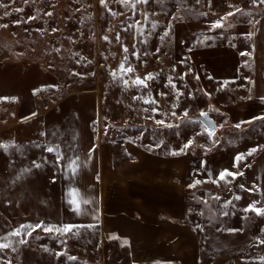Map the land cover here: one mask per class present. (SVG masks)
I'll return each mask as SVG.
<instances>
[{"label": "rangeland", "instance_id": "obj_1", "mask_svg": "<svg viewBox=\"0 0 264 264\" xmlns=\"http://www.w3.org/2000/svg\"><path fill=\"white\" fill-rule=\"evenodd\" d=\"M0 3L8 5L0 8V24L8 25L0 27V77L10 71L23 79L17 88L23 97L0 99V144L12 145L7 152L0 148V237L22 224L89 226L67 235L38 230L10 237L14 250L0 252V264H261L264 244L257 237L264 239V217L244 209L257 200L264 206V120L234 127L264 116V98H254L257 71L234 51L248 46L241 24L260 7L251 0H211L210 6L208 0H151L132 17L112 0L108 8L123 15H110L100 0ZM236 8L243 12L227 16ZM222 17L232 28L211 30ZM135 20L143 36L140 25L122 30ZM133 45L138 59L131 55ZM125 56V67L133 69L126 74L120 69ZM149 74L146 88L133 85ZM201 111L217 124L215 144L194 119ZM14 119L21 120L6 133L1 127ZM97 141L106 170L101 180L84 177L81 169L82 149ZM54 145L65 156L63 166L44 151ZM238 153L245 159L237 168ZM76 157L80 167L73 175L66 166ZM224 169L243 175L213 183ZM196 179L207 182L189 189ZM102 181L108 190L100 189ZM253 185L261 191L249 193ZM71 189L91 200L81 204L80 214L68 203ZM225 200L232 203L222 208ZM22 238L27 242L16 243Z\"/></svg>", "mask_w": 264, "mask_h": 264}, {"label": "snow or ice", "instance_id": "obj_2", "mask_svg": "<svg viewBox=\"0 0 264 264\" xmlns=\"http://www.w3.org/2000/svg\"><path fill=\"white\" fill-rule=\"evenodd\" d=\"M14 2V0H13ZM112 2L114 3H118L120 4L122 7L124 8H127L129 11L132 12V17H135L137 15V13L140 11V9H138V5H141V4H148L151 2V0H112ZM197 4L200 2V0H196ZM108 3H109V0H100V5L104 8H106L108 10V12L110 13V15L112 16H116V15H123L124 13L123 12H113L111 8H108ZM251 3L253 5H256V6H261V5H264V0H251ZM208 4L209 6L211 5V0H208ZM8 5L6 4H3V3H0V8H7ZM230 7H233L230 5ZM15 11H21L20 9H15ZM240 12H243L242 9L240 8H236L234 12H229L227 13V16H235L236 13H240ZM144 18L145 20H147V13L144 12ZM4 15H8L7 12L4 13ZM47 15H51V13H47ZM250 15V13H249ZM132 17H129L130 19ZM178 17H173V19H177ZM36 19V17H29V20H34ZM226 19V17H222L220 20L218 21H215L212 25H211V29H222L224 27V24H223V20ZM27 22V21H25ZM251 23V21H249ZM256 23H259V21H256ZM137 25H140V28L137 29L139 32H140V35L143 36V26L141 25V21L140 20H135V22L133 24H128L126 27H124L122 30L125 31V32H129L130 30H133V29H136L137 28ZM8 25L6 24H0V27H7ZM153 27H155V25H153ZM53 31H57V29H53ZM165 36L168 35L167 32L164 33ZM251 33H249V37H251ZM103 39L108 42L109 41V38L107 36H104ZM115 39L117 41H119L120 39V36H119V33H117ZM59 51V50H57ZM122 51L127 53L129 52V49L126 47V46H123L122 47ZM242 55H250V53H241ZM132 57L134 58H139V53L136 52L135 50V45H133V50H132V53H131ZM128 60H129V57L125 56L124 58V63H121L120 65V69H121V72L126 74V73H129V72H132L133 69L132 67L130 66V64L128 65V67H125V64L128 63ZM181 63H183V61H181ZM175 70V69H173ZM73 75H78V73H73ZM113 77L115 78L116 77V73L113 72L112 73ZM183 75H186V74H183ZM183 75L180 77V79H183ZM152 75L149 74L148 76L144 77L143 79L140 78V77H136L134 80H133V85L135 86H142V87H147V83L146 81L149 80V79H152ZM197 79H199V77H196ZM128 81L127 80H124V84L127 85ZM168 83L171 84V86L173 88L176 87V85L174 83H172V79L169 78L168 80ZM167 86V85H166ZM183 93H177V99H179V96L182 95ZM162 95H166V94H163ZM133 99H136V97H133ZM144 103H156V101L153 99V100H144ZM147 111V109H145ZM153 111H157V109H152ZM35 115V113L33 114ZM173 115H175V113H173ZM185 116H187V112L184 113ZM200 115L202 117H204V120L207 124V127H205V132L204 134L213 141V143L215 144L217 141H218V137L216 135V125L208 119V114L207 112H204V111H201ZM256 120H264V116H257V117H253V120L252 121H244V122H241V123H238L236 124L234 127L236 128H240L241 127V124L243 123H252ZM156 123L158 125H161V126H167V127H171V125H165V122L162 121V120H157ZM220 127H223V125H220ZM45 133H42V135H44ZM192 144V141L190 140L187 144L183 145V147L180 149V152H183L184 149H187L191 146ZM9 147H12V145H5V144H0V148H2L5 152L8 151ZM44 151L50 153V154H53L55 156V166H63L62 165V162L65 160V156L64 154L60 151V147L59 145H54V146H46ZM94 151V148L92 149H89V153L93 152ZM257 149L256 148H253V149H250L249 152L247 153V155H252L254 152H256ZM173 154H178V153H173ZM245 159V154H241V153H238L236 155V157L234 158V161H233V166L234 167H239V163L240 161L244 160ZM33 164L36 168H39L41 167V164L37 163L36 161H33ZM206 165L202 164V167H205ZM71 172L73 175H75L78 170H79V167H80V164H79V157H76L75 159H71L69 158V163L67 164L66 166ZM243 173L242 172H232L228 169H224L223 171H221L214 179H212V182L219 185L220 182H224V183H231V180H229V177L234 180L236 179L238 176H242ZM207 177L208 178H211V173H208L207 174ZM207 182V179L205 181H201L199 179H196L194 181H192L191 183L188 184V188L189 189H195L197 187V185L201 184V183H205ZM241 188H243L244 186L241 185L240 186ZM249 193H254V192H260V188L257 187L256 185H253V187L251 189H248L247 190ZM264 194V193H262ZM68 203L72 206L73 208V211L76 212L77 214H80V211H81V204H84V205H87L89 203H91V200L90 199H87V198H83L80 196V193H79V190L78 189H71L68 193ZM79 197V199H77ZM194 199L195 196L193 197ZM215 200L217 201H220L222 200L223 198L222 197H219V196H216L214 197ZM235 199L239 200L241 199L240 196H236ZM198 203H202L204 204L205 206H207V201H198ZM232 203L231 200H225L223 202V204L221 205L222 208H227L230 204ZM261 201L260 200H257V201H253L251 204H249L245 209L244 211L245 212H252L254 213L256 216H260V217H264V206H258V205H261ZM189 212H191V209L188 210ZM223 216H227L229 215L228 212L224 211L221 213ZM200 215H204V212H201ZM80 227H89L87 225H72V224H66V225H59V226H56V225H53V226H48V225H45L43 222L41 223H38V224H35V225H32V224H22L19 226V228L17 229H14L13 231L9 232L7 235L5 236H2L0 237V252L4 251V250H7V249H12L14 250V247H13V243L12 241L10 240V237H28V236H31L33 232L37 231V230H42V231H45V232H56V233H59L61 235H67L69 233H75V230L80 228ZM196 229H199L201 232L204 231V228L200 225V224H196ZM217 231H221L220 228H217ZM224 231H227L229 232L230 234H234L238 231H242V229H226ZM262 232H264V229H261ZM257 241L259 244H264V239H260L259 237H257ZM26 239H19L16 241V243H20V244H24L26 243ZM125 244L127 243V241L124 242ZM69 259L71 260H75L76 257H69ZM260 261H261V264H264V257H261L260 258ZM9 264H11V262H9ZM159 264V262H158Z\"/></svg>", "mask_w": 264, "mask_h": 264}, {"label": "crops", "instance_id": "obj_3", "mask_svg": "<svg viewBox=\"0 0 264 264\" xmlns=\"http://www.w3.org/2000/svg\"><path fill=\"white\" fill-rule=\"evenodd\" d=\"M259 9H250V16L248 21H243L241 24L242 27V32L243 35L249 36V33H251V37H249L248 41V46L245 47L241 52L239 50L234 49V51H238L240 53L237 55L239 61L243 60L246 61L244 62V65H250L253 66L256 71H257V76L255 78L254 82V92H255V97L254 98H264V5L259 6ZM248 12V11H244ZM251 21V23L249 22ZM256 21H259V23H256ZM238 25V24H237ZM240 26V25H238ZM223 28L228 29L232 28L231 25L224 26ZM211 29V27H210ZM213 31H217L219 29H211ZM241 53H250V55H242ZM240 64V63H239ZM241 65V64H240ZM1 66V65H0ZM7 74H3L0 77V99L8 96V95H13V96H19V98L23 97L22 96V90H17L20 86L22 87L23 84V79L21 78V74L17 72H10ZM19 72V71H18ZM11 73L15 74V77H10ZM96 102H94L95 104ZM97 104V103H96ZM95 104V106H96ZM23 106V105H21ZM93 107V110L89 112L88 110V115L91 117L94 115V112L96 107ZM19 116H21L22 111L19 112ZM14 112H12V115ZM9 116V115H8ZM10 118V119H11ZM8 119V118H7ZM94 121V118H92ZM90 118V120H92ZM19 120L21 119H14L13 121H9L7 125H4L1 127L3 130H6L5 132L7 133L8 130L11 128L17 127V124H19ZM21 123V121H20ZM91 126V125H90ZM89 126V127H90ZM91 130V128H88ZM5 139V138H4ZM7 140V139H5ZM99 140V139H98ZM99 145V148L97 149ZM101 145L98 144H89V146H85L82 150L83 152V168L82 169V175L84 177H99V180H101L103 177L106 176V170L99 164L101 162V159L99 157V150H100ZM94 148V151L89 153V149ZM98 150V151H97ZM98 157V158H97ZM151 158H154L150 156ZM98 163V165H97ZM93 170V171H92ZM94 173V174H93ZM100 184V189L108 190L106 186H104L103 181ZM111 187L114 186V184H109ZM175 186H179L174 183ZM171 190H180V189H175L171 188ZM182 190V189H181ZM143 195L146 197V193H143ZM143 196V197H144Z\"/></svg>", "mask_w": 264, "mask_h": 264}, {"label": "water", "instance_id": "obj_4", "mask_svg": "<svg viewBox=\"0 0 264 264\" xmlns=\"http://www.w3.org/2000/svg\"><path fill=\"white\" fill-rule=\"evenodd\" d=\"M194 119L197 120V121H200L205 127H207V124H206V122L204 120V117L199 116V117H195ZM208 119L211 120L216 125V129H217V124H216L215 120L210 116V114H208ZM37 231H35V232H37Z\"/></svg>", "mask_w": 264, "mask_h": 264}, {"label": "trees", "instance_id": "obj_5", "mask_svg": "<svg viewBox=\"0 0 264 264\" xmlns=\"http://www.w3.org/2000/svg\"><path fill=\"white\" fill-rule=\"evenodd\" d=\"M224 24V23H223ZM224 26H227V24H224Z\"/></svg>", "mask_w": 264, "mask_h": 264}]
</instances>
